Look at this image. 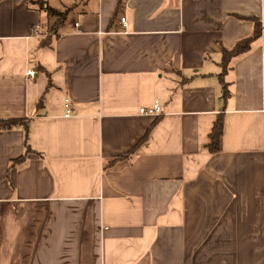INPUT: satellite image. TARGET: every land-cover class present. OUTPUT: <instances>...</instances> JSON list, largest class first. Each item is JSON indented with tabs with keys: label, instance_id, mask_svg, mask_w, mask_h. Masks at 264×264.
<instances>
[{
	"label": "crops",
	"instance_id": "1",
	"mask_svg": "<svg viewBox=\"0 0 264 264\" xmlns=\"http://www.w3.org/2000/svg\"><path fill=\"white\" fill-rule=\"evenodd\" d=\"M49 2L44 46L0 1V118L31 120L0 129V264H264V28L220 79L264 0Z\"/></svg>",
	"mask_w": 264,
	"mask_h": 264
},
{
	"label": "trees",
	"instance_id": "2",
	"mask_svg": "<svg viewBox=\"0 0 264 264\" xmlns=\"http://www.w3.org/2000/svg\"><path fill=\"white\" fill-rule=\"evenodd\" d=\"M26 2L29 6L36 8L38 11H40L45 15L44 16L45 20L43 19L44 21L41 23V28L46 36L45 39L42 40V44L44 46H51V38L53 36L59 37V26L66 21L70 8L67 6H63L62 8L54 7L50 4L49 0H26ZM252 20L254 22V30L250 36L238 41L235 44V46L231 49L223 48V58L221 60L222 72L220 74V79L223 84L224 98H227L228 95L230 94L227 82L224 77L226 76L230 68L231 62L233 61V59H235V57L249 51L253 41L259 38L263 31L264 28L263 22L257 17H252ZM41 104H42V100L38 102V105ZM30 121L31 120L29 117L0 118V129H12L14 127H24L28 137ZM223 130H224V119L222 116H219L210 134V141L207 144V147L209 148L212 154L221 151ZM28 149L31 150L30 148ZM134 150L135 148H133L129 153L119 156L114 161L129 157V155H131L134 152ZM20 159L21 158H18L13 162L19 161Z\"/></svg>",
	"mask_w": 264,
	"mask_h": 264
},
{
	"label": "built area",
	"instance_id": "3",
	"mask_svg": "<svg viewBox=\"0 0 264 264\" xmlns=\"http://www.w3.org/2000/svg\"><path fill=\"white\" fill-rule=\"evenodd\" d=\"M126 18L123 17L121 19L122 22H125ZM79 24L76 23V26H78ZM28 75L29 76H34L35 75V70H28ZM65 107L67 108V115L70 114L71 112V102L70 99H66L65 100ZM140 112L143 114H160L162 113V107L160 106V104L158 102H155L152 106L150 107H142L140 108Z\"/></svg>",
	"mask_w": 264,
	"mask_h": 264
}]
</instances>
